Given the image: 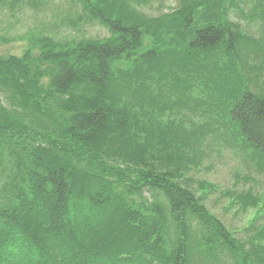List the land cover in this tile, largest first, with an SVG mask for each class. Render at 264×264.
<instances>
[{"label": "trees", "instance_id": "obj_1", "mask_svg": "<svg viewBox=\"0 0 264 264\" xmlns=\"http://www.w3.org/2000/svg\"><path fill=\"white\" fill-rule=\"evenodd\" d=\"M43 1L0 0V48ZM68 1L70 27L106 35L40 30L0 52V264H264V244L184 178L208 135L264 161V95L249 89L264 0H172L157 16L138 9L160 0Z\"/></svg>", "mask_w": 264, "mask_h": 264}, {"label": "rangeland", "instance_id": "obj_2", "mask_svg": "<svg viewBox=\"0 0 264 264\" xmlns=\"http://www.w3.org/2000/svg\"><path fill=\"white\" fill-rule=\"evenodd\" d=\"M42 4L36 11H31L29 8L13 14L14 22L13 24L10 22L12 25L8 30V37L12 41L0 48L1 53L19 56L26 46L25 38L40 30L46 33L49 29L57 37L63 34L71 37L106 35V32L99 27H70L71 25L67 23L74 19V16L69 15L71 10L68 0H45ZM151 5L138 10L147 16H157L167 11L169 6L174 7L175 2L160 0ZM9 20V16L0 19L4 23ZM245 24L246 21H243L242 25ZM250 30L251 34L259 39L256 40V45L262 51L257 54L255 64L259 69L256 70L253 84L249 89L257 92L255 94L264 95L263 34L255 27H251ZM18 36L19 38H16ZM242 75L247 81L251 80L252 74L249 72H244ZM255 83L258 86H255ZM226 138V142H222L219 133L214 138L211 135L206 136L202 144L201 163L193 168L194 170L185 173L184 178L188 179L189 188L196 192V197L202 200L208 212L215 216L230 233L247 244H264V212L261 210L264 203V161L252 150L239 144L236 138L233 144L228 136ZM200 182L206 184L207 188L200 190ZM241 197H250L251 201H259V204L257 205V202L243 204Z\"/></svg>", "mask_w": 264, "mask_h": 264}]
</instances>
